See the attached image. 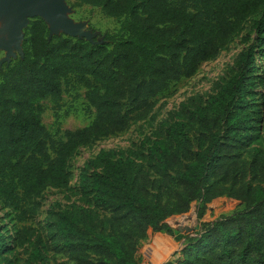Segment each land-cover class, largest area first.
<instances>
[{
	"label": "trees",
	"instance_id": "trees-1",
	"mask_svg": "<svg viewBox=\"0 0 264 264\" xmlns=\"http://www.w3.org/2000/svg\"><path fill=\"white\" fill-rule=\"evenodd\" d=\"M121 22L96 45L64 35L49 39L41 18L25 30L23 56L0 70V201L28 221L45 188L70 184L77 150L117 136L148 118L158 98L203 63L215 60L252 20L231 76L202 105H182L184 120L166 124L164 137L134 153L105 150L80 176L93 209L51 210L49 241L67 258L58 264H137L138 243L150 231L201 202L199 217L216 200L236 208L201 224L182 257L169 264H264V148L254 146L264 87V0H71ZM255 35V36H253ZM86 89L91 122L64 130L43 124L41 101L60 107L63 86ZM152 120L155 116L151 117ZM232 202V203H231ZM0 224V264L8 244ZM36 247L27 264H43Z\"/></svg>",
	"mask_w": 264,
	"mask_h": 264
},
{
	"label": "rangeland",
	"instance_id": "rangeland-1",
	"mask_svg": "<svg viewBox=\"0 0 264 264\" xmlns=\"http://www.w3.org/2000/svg\"><path fill=\"white\" fill-rule=\"evenodd\" d=\"M65 2L70 10L69 18L75 24L82 25L84 31L89 34V38H84L88 42L94 41L91 43L96 45L103 44L105 36L115 34L120 29L121 22L105 16L99 8L75 7L73 1L65 0ZM251 25L252 20L215 60L203 63L194 77L183 79L172 85L164 96L158 98L156 107L148 118L133 124L128 131L122 134L96 140L80 147L68 163L71 175L69 186L65 189L45 188L28 205V208L32 210L28 221L18 222L15 212L7 209L0 201V224L8 244L4 256L12 259L15 264H27L32 251L39 247L43 255V264H58L67 261L65 256L54 252L49 241L47 228L49 212L64 208L75 211L78 207L93 209V204L89 199L84 198L80 189V176L85 166L102 150L125 155L134 153L142 159L143 150L144 154L146 153V149H142L144 141L164 137L166 124L185 119L182 105L188 104L191 108L202 105L207 96L216 91L217 84L231 76L239 54L247 46L243 38L249 32ZM19 56L17 53V58ZM5 58L6 52L0 51V70L5 64ZM259 66L264 68V62H260ZM85 92L86 89L80 85L73 84L68 88L64 85L62 101L57 110L50 99L41 101L44 110L42 114L44 126L51 132L55 130V113L60 116L64 130H77L87 126L92 116L87 113ZM257 92L261 114L254 146L264 148V87H257ZM152 116H155L154 120L151 119ZM229 202L216 200L201 217H199L201 202H195L188 213L173 216L167 221L172 231L171 234L150 231L147 238L138 243L137 264L175 263L182 257V250L189 243V239L199 235L202 223L213 221L236 208L235 204L229 206Z\"/></svg>",
	"mask_w": 264,
	"mask_h": 264
},
{
	"label": "water",
	"instance_id": "water-1",
	"mask_svg": "<svg viewBox=\"0 0 264 264\" xmlns=\"http://www.w3.org/2000/svg\"><path fill=\"white\" fill-rule=\"evenodd\" d=\"M69 11L65 0H0V51L6 52L4 63L17 59V53L23 56L24 31L36 18L48 26L50 40L64 34L75 39L89 38L83 26L69 18Z\"/></svg>",
	"mask_w": 264,
	"mask_h": 264
}]
</instances>
